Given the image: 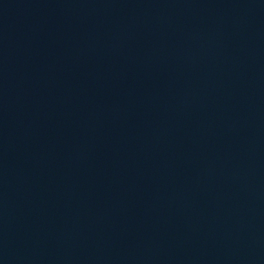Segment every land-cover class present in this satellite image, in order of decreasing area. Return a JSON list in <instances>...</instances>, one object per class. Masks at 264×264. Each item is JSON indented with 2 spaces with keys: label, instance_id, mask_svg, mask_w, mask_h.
Masks as SVG:
<instances>
[{
  "label": "water",
  "instance_id": "water-1",
  "mask_svg": "<svg viewBox=\"0 0 264 264\" xmlns=\"http://www.w3.org/2000/svg\"><path fill=\"white\" fill-rule=\"evenodd\" d=\"M0 264H264V0H0Z\"/></svg>",
  "mask_w": 264,
  "mask_h": 264
}]
</instances>
